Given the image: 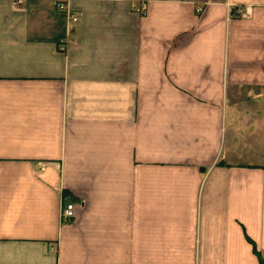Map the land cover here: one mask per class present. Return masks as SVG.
Listing matches in <instances>:
<instances>
[{"label": "crops", "instance_id": "crops-1", "mask_svg": "<svg viewBox=\"0 0 264 264\" xmlns=\"http://www.w3.org/2000/svg\"><path fill=\"white\" fill-rule=\"evenodd\" d=\"M69 6L0 0V264H261L264 0Z\"/></svg>", "mask_w": 264, "mask_h": 264}, {"label": "built area", "instance_id": "built-area-1", "mask_svg": "<svg viewBox=\"0 0 264 264\" xmlns=\"http://www.w3.org/2000/svg\"><path fill=\"white\" fill-rule=\"evenodd\" d=\"M70 0H55V6L57 10L64 11L67 14L69 22L76 23L79 20L80 14L74 11L69 6ZM146 5V0H132V8L138 12L143 11ZM239 9V8H238ZM242 16H248L251 13V7L249 5H245L243 9H239ZM73 42L74 39L64 37L61 38L59 43V48L64 49L66 47V42ZM74 216V206L72 202H63L61 209V218L63 221H67L68 219ZM264 264V258L261 262Z\"/></svg>", "mask_w": 264, "mask_h": 264}, {"label": "rangeland", "instance_id": "rangeland-1", "mask_svg": "<svg viewBox=\"0 0 264 264\" xmlns=\"http://www.w3.org/2000/svg\"><path fill=\"white\" fill-rule=\"evenodd\" d=\"M247 5H249V4H247ZM244 6H245V5H244ZM244 6H243V7H244ZM249 6H250V5H249ZM250 7H251V6H250Z\"/></svg>", "mask_w": 264, "mask_h": 264}]
</instances>
